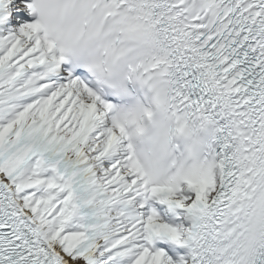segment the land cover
<instances>
[{"label": "bare ground", "instance_id": "bare-ground-1", "mask_svg": "<svg viewBox=\"0 0 264 264\" xmlns=\"http://www.w3.org/2000/svg\"><path fill=\"white\" fill-rule=\"evenodd\" d=\"M50 102L43 105L42 110L48 111L46 116L56 122V124L62 126L60 127L62 128V133L59 132L62 144L61 155L67 159L70 155L77 152V149H72V145L73 142L81 140V135L84 131V122L81 118V113L87 108L90 100L82 97L81 94L74 96L71 95V93H65L63 97H61V95H56V98ZM30 131L32 132L29 133ZM24 132L26 136L18 140L13 145L10 152L0 156V177L4 184L2 191L5 200L8 202L9 213L12 215L11 219L12 221L15 220L19 226H24L25 229L30 231L34 239L40 241V249L44 253L45 260L48 264H77V259L73 257V253L68 249V243L73 240V234L70 233V230L66 231L63 226L64 223H62L59 235L53 236V227L50 222L44 220L52 210V207L46 205L47 199L42 198L40 206L38 207L31 205L27 206L26 199H23V194H19L20 203L24 209L19 206V202L12 201L18 194L14 191L16 182L11 179V176L27 171L30 168V164L28 166L29 159L41 149L44 147L50 149V145L45 143L43 139L45 136L36 135L35 130L31 126L28 125ZM78 150L81 153L84 148L79 147ZM86 151L89 156L91 154H93V156L94 154H100L90 146L86 148ZM57 152L60 155V152ZM93 156L90 157L92 161L95 162V157ZM106 157L111 158V155ZM114 165H116V163L112 162L108 169L110 171L111 181H118L122 179V169L120 164L117 166ZM11 169H13V174H9ZM117 188L119 190V186ZM39 189L43 191L44 188L41 186ZM59 222L58 220L57 223ZM31 224L38 226V230L30 229L32 226ZM97 255L102 258L103 252L98 251ZM140 258L141 260L136 264H170L164 255L157 258L148 256ZM39 264H42V262Z\"/></svg>", "mask_w": 264, "mask_h": 264}, {"label": "rangeland", "instance_id": "rangeland-1", "mask_svg": "<svg viewBox=\"0 0 264 264\" xmlns=\"http://www.w3.org/2000/svg\"><path fill=\"white\" fill-rule=\"evenodd\" d=\"M24 182H25V185L27 186L28 185L27 179H25ZM72 244H74V247L71 246V249H73L75 252L73 253V257L77 259V264H90L89 263L90 260L86 259L87 252H83L80 250L76 251L75 247L77 248V246L75 245V242H73ZM104 262L105 261H102V262H99L98 264H103Z\"/></svg>", "mask_w": 264, "mask_h": 264}]
</instances>
